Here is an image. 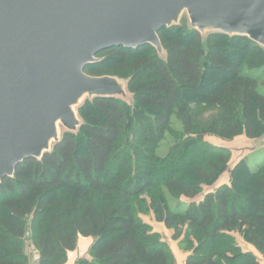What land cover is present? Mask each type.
<instances>
[{"label":"trees","instance_id":"1","mask_svg":"<svg viewBox=\"0 0 264 264\" xmlns=\"http://www.w3.org/2000/svg\"><path fill=\"white\" fill-rule=\"evenodd\" d=\"M181 19L158 34L165 57L150 45L114 47L85 68L127 82L131 99L86 100L78 133L63 132L50 153L2 181L0 264H31L27 241L37 264H66L80 238L92 244L73 264H176L144 222L150 212L168 229L187 228L185 264H260L238 237L264 258V163L231 167V151L206 137L264 135V81L256 75L264 49L243 37H203ZM203 107L211 111L199 119ZM226 172L229 183L215 186ZM181 199L185 211L171 206Z\"/></svg>","mask_w":264,"mask_h":264},{"label":"water","instance_id":"2","mask_svg":"<svg viewBox=\"0 0 264 264\" xmlns=\"http://www.w3.org/2000/svg\"><path fill=\"white\" fill-rule=\"evenodd\" d=\"M184 14L203 37L264 49V0H0V185L78 133L86 100L131 99L127 82L85 73L101 52L150 45L165 57L158 34Z\"/></svg>","mask_w":264,"mask_h":264},{"label":"rangeland","instance_id":"3","mask_svg":"<svg viewBox=\"0 0 264 264\" xmlns=\"http://www.w3.org/2000/svg\"><path fill=\"white\" fill-rule=\"evenodd\" d=\"M183 16L187 17L186 14H184ZM256 75L258 76V78L262 80V82L264 81V69L257 70ZM210 111H211L210 109L203 107L201 111H199L196 114L198 115V118L201 119L203 118V116H206L207 114H209ZM173 140L174 139L172 137H169L162 144V148L160 149L161 155H164L165 153H167V151L171 147ZM206 140L210 144L216 147H222L221 145H225L226 149H229L231 151L233 155V162H234L231 165V167H233V165L237 163L236 161L239 160L242 156L244 157L246 163L250 165V167L253 170H256L259 165L264 163V135L259 140H256V141L249 140L245 136L237 137L231 142L220 141L218 138L216 139V137L214 136H207ZM251 144H252V147L248 148L251 146ZM229 178H230L229 172L224 173L215 186H219L222 183L227 182ZM212 188H215V187H212ZM212 188L210 187L205 188V192L210 191ZM200 198H198L197 200H199ZM187 203H188L187 200L181 199L180 202L173 203L171 204V206L174 207L176 210L185 211L187 209ZM142 218L144 222L149 224L152 227L153 231L155 233H158L162 237V239L167 243L170 250L175 256L176 264H185L187 257H189L191 253L189 251L188 252L185 251L184 249L186 246L182 245V241L184 240L185 237H187V234H186L187 228L185 226H181L178 228V231L173 230V229H168L164 224L155 220V217L152 212H150L146 216H142ZM240 240L243 241L241 237H238V242ZM25 243L26 244H25L24 251L31 258V264H37L39 260L37 252L33 248L31 242L27 241ZM91 244H92L91 239L80 238L77 250L73 253H69L68 261L66 264H73L77 258L86 256L91 247Z\"/></svg>","mask_w":264,"mask_h":264},{"label":"crops","instance_id":"4","mask_svg":"<svg viewBox=\"0 0 264 264\" xmlns=\"http://www.w3.org/2000/svg\"><path fill=\"white\" fill-rule=\"evenodd\" d=\"M217 139V138H216ZM220 140V139H219ZM220 141H222V140H220ZM220 145V144H219ZM222 147H225V145H221ZM252 147V144H251V146L250 147H248V148H251ZM226 148V147H225ZM247 150V149H246ZM245 151V150H244ZM243 151V152H244ZM242 159H244V157L242 156L239 160H237L236 162H238V161H240V160H242ZM235 162V163H236ZM234 162H233V158H232V163H231V165L233 164ZM229 183V180L227 181V182H224V184H228ZM223 184V183H222ZM239 245L245 250V251H249V252H252L258 259H259V261H260V264H264V258H263V256L252 246V245H249V244H247L246 242H244V240L242 241V240H240L239 242Z\"/></svg>","mask_w":264,"mask_h":264}]
</instances>
